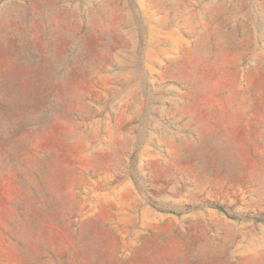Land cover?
<instances>
[{"label":"rangeland","instance_id":"374dc122","mask_svg":"<svg viewBox=\"0 0 264 264\" xmlns=\"http://www.w3.org/2000/svg\"><path fill=\"white\" fill-rule=\"evenodd\" d=\"M0 264H264V0H0Z\"/></svg>","mask_w":264,"mask_h":264},{"label":"trees","instance_id":"16d2710c","mask_svg":"<svg viewBox=\"0 0 264 264\" xmlns=\"http://www.w3.org/2000/svg\"><path fill=\"white\" fill-rule=\"evenodd\" d=\"M215 207L218 208V209H220V210H222V211H226L225 208H224L223 206H220V205H218V204H217Z\"/></svg>","mask_w":264,"mask_h":264}]
</instances>
